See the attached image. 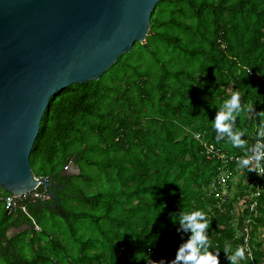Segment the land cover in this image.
<instances>
[{"label":"trees","instance_id":"16d2710c","mask_svg":"<svg viewBox=\"0 0 264 264\" xmlns=\"http://www.w3.org/2000/svg\"><path fill=\"white\" fill-rule=\"evenodd\" d=\"M262 71L264 0L159 1L143 43L99 80L50 98L30 161L35 175L50 176L59 204L51 198L10 212L0 186V264H169L190 235L172 222L181 210L206 212L219 264H229L225 243L247 249L246 235L254 260L264 263V175L256 177L263 189L258 215L248 206L236 216L256 187L238 182L243 190L220 201L210 186L221 162L207 151L245 155L218 143L212 126L235 91L244 105L236 129L254 144L259 117L248 109L264 110ZM70 162L78 174H63ZM24 224L30 228L8 236ZM252 263L247 253L240 261Z\"/></svg>","mask_w":264,"mask_h":264},{"label":"water","instance_id":"95a60500","mask_svg":"<svg viewBox=\"0 0 264 264\" xmlns=\"http://www.w3.org/2000/svg\"><path fill=\"white\" fill-rule=\"evenodd\" d=\"M161 0H0V186L22 196L50 176L30 155L50 98L74 83L99 80L120 55L143 43ZM69 163L63 174H78ZM57 187V185L55 186ZM30 225L12 226L13 237Z\"/></svg>","mask_w":264,"mask_h":264},{"label":"clouds","instance_id":"9594fccd","mask_svg":"<svg viewBox=\"0 0 264 264\" xmlns=\"http://www.w3.org/2000/svg\"><path fill=\"white\" fill-rule=\"evenodd\" d=\"M259 75H264V71ZM248 110L253 112L256 118L259 117L255 132L256 142L251 146L248 145L247 140L243 139L246 131L236 129V121L244 111L238 91L233 92L230 98L217 107L212 126L218 143L226 141L233 148L244 151L245 155L236 161L237 166L240 169H247L248 172L255 171L260 174L257 169L264 165V110L259 112L254 111L253 108ZM171 217L174 224H179L178 232L190 233V235L186 241L180 244L175 259L171 260L169 264H219V251L213 253L209 250L211 241L208 230L211 220L205 211L184 212L181 210L179 213H171ZM223 252L229 264H240V261L246 259V253L249 258L251 257L250 250L245 246H237L233 250L230 244L225 243ZM151 264H165V261L163 259L159 262L151 261Z\"/></svg>","mask_w":264,"mask_h":264},{"label":"built area","instance_id":"2783aa9c","mask_svg":"<svg viewBox=\"0 0 264 264\" xmlns=\"http://www.w3.org/2000/svg\"><path fill=\"white\" fill-rule=\"evenodd\" d=\"M249 72L251 71L249 70ZM195 137L201 138V135L199 133H196ZM207 148H208L207 151L208 152L213 151L215 153L216 158L221 162L217 177L210 186V188H212V191L214 192L216 197L220 199V201H227L228 199L229 201H231V199L234 198V193L237 191L236 188H238L236 187V184L238 182L243 181V183L249 185V188L250 186L256 187V190L252 191L249 194L246 193L245 196H243L239 202L240 204H243L244 209L249 206L251 211L256 212L258 202H259L258 198L261 196L263 192L262 185L258 184V181H257L258 179L256 177H260L264 175V165L259 166L257 169V171L261 175L255 171L248 172L247 169H240L237 166V163H236V170H233V168L231 167L232 166L231 163L236 162L237 159L241 157V155L228 154L224 151H221L220 149L209 148V146ZM239 190L241 191L243 190V188L239 187ZM50 199H51V195L46 189L44 191H40L37 188L22 196H15L9 193L5 197L4 201H5V205L7 209L10 212L17 210L18 208L22 209L24 212H28L27 207H26V204L28 202L47 201ZM247 200L250 201V204L248 203L249 201L247 202ZM218 206H220L219 203H218ZM35 229L40 230V227L38 224H35ZM244 241H245L247 249L250 250L251 252L250 259L253 260L252 264H264V263H259L258 261L254 260V254L250 247V240H249L248 235H246V237L244 238Z\"/></svg>","mask_w":264,"mask_h":264},{"label":"rangeland","instance_id":"374dc122","mask_svg":"<svg viewBox=\"0 0 264 264\" xmlns=\"http://www.w3.org/2000/svg\"><path fill=\"white\" fill-rule=\"evenodd\" d=\"M71 164H72V168L74 169V170H72V171H76V172H78V166L76 165V164H74L73 162H70ZM89 167H91V166H88V165H83V169L86 171V172H88V171H90V169H89ZM241 172V171H240ZM89 173V172H88ZM95 178V177H94ZM91 184H93V185H91L92 187L95 185V181H92L91 182ZM242 187V186H241ZM243 188V187H242ZM88 189H89V187H88ZM92 190H95V189H92ZM236 190H239L238 188H236ZM240 191V190H239ZM238 207V208H237ZM244 209V206H243V204H240V202L236 205V210H235V213H236V216L237 215H239L240 214V212L242 211ZM51 214V212L49 211L48 212V215H50ZM255 214H257L258 215V213H255ZM256 216V215H255ZM232 223L234 224V225H236V221L235 220H233L232 221ZM89 231V230H88ZM263 234H264V232H263Z\"/></svg>","mask_w":264,"mask_h":264}]
</instances>
